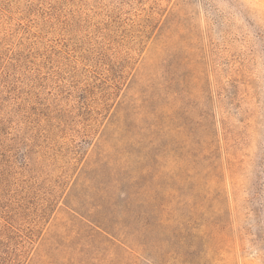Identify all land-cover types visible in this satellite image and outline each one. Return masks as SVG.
I'll list each match as a JSON object with an SVG mask.
<instances>
[{"label":"rangeland","instance_id":"1","mask_svg":"<svg viewBox=\"0 0 264 264\" xmlns=\"http://www.w3.org/2000/svg\"><path fill=\"white\" fill-rule=\"evenodd\" d=\"M0 264H264V0H0Z\"/></svg>","mask_w":264,"mask_h":264},{"label":"trees","instance_id":"2","mask_svg":"<svg viewBox=\"0 0 264 264\" xmlns=\"http://www.w3.org/2000/svg\"><path fill=\"white\" fill-rule=\"evenodd\" d=\"M183 222H180V224H182ZM189 223V222H188ZM185 226H186V224H185Z\"/></svg>","mask_w":264,"mask_h":264}]
</instances>
